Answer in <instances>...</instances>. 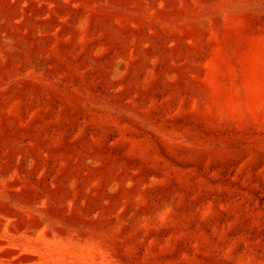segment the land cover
Here are the masks:
<instances>
[{"label":"rangeland","instance_id":"obj_1","mask_svg":"<svg viewBox=\"0 0 264 264\" xmlns=\"http://www.w3.org/2000/svg\"><path fill=\"white\" fill-rule=\"evenodd\" d=\"M0 264H264V0H0Z\"/></svg>","mask_w":264,"mask_h":264}]
</instances>
